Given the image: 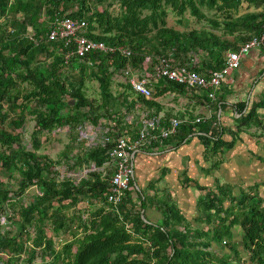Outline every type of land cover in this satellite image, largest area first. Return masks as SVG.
<instances>
[{
  "label": "trees",
  "instance_id": "16d2710c",
  "mask_svg": "<svg viewBox=\"0 0 264 264\" xmlns=\"http://www.w3.org/2000/svg\"><path fill=\"white\" fill-rule=\"evenodd\" d=\"M257 1L120 0L121 11L115 14L106 5L111 0H0V167L10 173L17 171L20 176L14 191L0 180V213L7 212L8 206L16 202L11 201V193L21 196L30 184L38 187L36 200L22 205L19 214L16 210L8 215L10 225L15 227L4 231L0 225V262L19 264L26 254L29 263L40 256L45 264H264V200L256 193L249 191L233 197V205L225 207L222 189L208 190L203 198L206 220L212 219L208 230H190L187 226L180 229L178 226L183 223L180 211L162 201L167 226L156 225L146 222L141 212L134 210L130 190L124 199L127 210L123 212L121 206V216L109 207L105 197L109 182L100 173L92 172L89 178L81 180L72 177L59 180L55 166L62 161H53L37 152L42 145L39 138L42 133L53 132L60 126H67L69 133H73L84 120L96 124L100 118L109 117L114 119L115 135L126 131L119 113L128 103V94L114 95L113 69L126 65L144 69L150 59L173 48V65L182 64L188 52L208 49L209 41L217 42L211 32L199 29L180 32L168 27V9L180 16L189 10L197 19H205L200 6L206 5L226 12L231 19V11L241 2ZM261 1V11L225 20L226 30H244L243 41L263 32L264 0ZM66 14L85 19L90 37L127 47L131 55L97 51L66 59L68 49L64 41L50 40L47 35L52 24L47 21ZM210 21L221 26L213 19ZM92 78L99 82V99L89 98L86 93L85 86ZM155 89L157 96L168 90L186 92L184 85L164 78L155 83ZM139 99L148 107H159L155 100ZM238 107L241 115L234 126L218 124L209 131L210 121L185 123L177 132L181 141L197 133L207 149V157L214 158L213 165L218 166L220 159L215 157L232 147L241 132L263 123L258 109L264 107V99L253 103L248 111H244L245 104ZM29 115L35 121L32 149H26L21 142ZM105 147L97 144L75 157L67 153L64 163L100 165L105 159ZM190 182L206 189L191 178L184 181L185 185ZM85 199L101 205L86 218L80 209L68 214V209L76 208ZM145 207L143 197L141 208ZM75 221L78 225L73 231ZM126 223L134 234L128 231ZM47 225L55 234L72 232L74 238L56 249ZM235 225L242 227L240 241L233 240Z\"/></svg>",
  "mask_w": 264,
  "mask_h": 264
},
{
  "label": "crops",
  "instance_id": "0c3cea01",
  "mask_svg": "<svg viewBox=\"0 0 264 264\" xmlns=\"http://www.w3.org/2000/svg\"><path fill=\"white\" fill-rule=\"evenodd\" d=\"M252 4L245 2V10L240 9V4L238 8L231 11V15L237 18L244 13L254 12ZM175 18L178 23L182 24L181 27L169 22L170 19L174 20ZM175 18H166L168 27L180 32L199 29L216 35L217 42L209 41L211 47L199 49L198 52L190 51L185 57V63L190 58L195 57L198 60V63L194 65L195 69L205 74L221 67L224 64L226 53L238 48L244 40L242 37L245 34L244 30L237 29L231 32L227 31L225 27L223 28L222 25L219 26L223 28L222 31L218 29L216 31L210 28L218 27L208 17L198 19L202 26L195 28L185 23L186 18L183 16L176 14ZM123 92L127 93V89L121 86L119 94L121 95ZM216 97L215 101H211L206 91L200 93L177 92L174 95L164 92L154 98L159 107L153 109L156 113L164 114L166 118L176 115L190 119L199 115L211 116L213 119L205 120L211 123L209 131L211 128L216 129L218 124L226 127L234 126L237 122L236 119L241 115L238 113V106L242 107L245 104L244 111H248L253 103L264 99V50L253 48L245 53L241 58L240 67L229 75L227 81L217 92ZM136 98L137 96L127 106H130L138 117L143 108H134L133 103ZM258 114L263 119L262 125L252 126L241 132L232 147L225 149L222 156L215 157V160L220 159V163L216 167L213 165L214 158L207 157V149L197 133L191 134L188 140L182 141L179 133H177L157 147L149 146L134 152L133 186L135 190L131 191L134 210L140 211L148 223L167 226L166 217L162 211L164 206L161 205L162 201H165L170 205H175L180 211V215L183 217V223L178 226L180 229L187 226L190 230H208L212 227V219L206 220L207 211L203 201L208 190L222 189L225 207L233 205V197H239L242 193L249 191L258 194L264 200V107L258 109ZM121 116L119 113V117ZM115 118L118 117L115 116ZM112 120L114 121V119ZM122 121V126L126 125V131L134 129L135 126L123 116ZM87 122L93 125L91 131L89 130V138L96 135L94 140H98L101 133L96 128L100 122L98 121L96 124L90 120ZM119 128L121 130V123ZM78 132L79 139V129ZM227 138L230 136L227 135ZM82 139H88V137H82ZM89 141L92 142L93 140L86 142V148H90L88 146ZM95 146L94 144L93 147ZM70 156L73 157V153ZM72 160L73 158H71ZM59 161L64 164V158ZM186 178H191L206 189H199L194 182L185 185ZM143 197L146 204L144 209L141 208V198ZM83 201L86 202L88 199ZM100 205L98 202L91 203L88 206L87 214L84 209L82 211L89 217ZM214 220L215 218H213ZM232 231L234 233L233 240L240 241L242 227L235 225ZM214 247L218 249L216 244Z\"/></svg>",
  "mask_w": 264,
  "mask_h": 264
},
{
  "label": "built area",
  "instance_id": "2783aa9c",
  "mask_svg": "<svg viewBox=\"0 0 264 264\" xmlns=\"http://www.w3.org/2000/svg\"><path fill=\"white\" fill-rule=\"evenodd\" d=\"M51 23V28L47 33L48 38L50 40L62 39L64 41L68 49L66 59L73 56L80 58L90 52L97 51L103 53H118L125 57L131 55V50L127 47L118 44H108L103 40H98L87 35L88 23L85 19L75 18L66 14L56 16ZM253 48L264 50V31L243 41L237 49L228 51L224 64L207 74L195 69L194 65L198 63L195 57L190 58L187 63L173 65L174 48L167 51L166 54L158 55L156 59L154 58L150 67L138 69L126 65L123 68L113 69L112 83L122 82L128 85V90L134 94V97L137 96L133 103L134 108H143V110L141 113L139 112L138 117L134 114L133 109L131 111H128V109L125 110L124 108L133 102L132 99L134 98L128 95V103L121 108L120 113L135 127L132 131H126L117 135H115V123L112 119L110 120V118L107 119L105 117L99 119L100 123L96 130L101 133V136L98 140H94L96 135L90 137V140L93 141L89 142L88 146L93 147L94 144H100L103 147L106 146L105 159L100 165H97L95 162H87L84 166H79L80 170L78 172H81L77 175L78 180L86 178L92 172L100 173L109 182L108 190L105 193L106 200L110 204L109 207L121 215V211H123L121 210L122 206L124 207L123 212H126L128 204L124 203V199L127 197L129 190H135L133 186L135 170L133 153L145 147L151 146L154 148L159 146L165 139L176 135L181 125L185 123L195 124L212 118L211 116L205 115L196 116L194 119L177 115L166 118L164 114L160 112L156 113L153 109L154 107L146 106L139 97L154 100L156 97L154 96L156 90L155 83L161 78H164L184 85L186 92L189 93L206 91L208 98L211 101H215L217 92L227 81L229 75L240 67L242 56ZM166 92L174 95L178 91L168 90ZM117 96H120V94ZM92 128L93 125L85 121L81 126L80 137L89 138V130L91 131ZM69 175L74 174L69 173ZM10 199L13 201L14 196L11 195ZM86 217L87 215L84 214V218ZM4 220L8 222L5 227H8L10 224L8 218ZM126 226L128 231L134 234L131 225L126 223ZM55 236H53L54 244L56 249H59L67 240L63 239L61 233ZM37 257L42 261L40 256ZM24 258L25 255L23 254L19 260V264H21ZM0 264H3V262H0Z\"/></svg>",
  "mask_w": 264,
  "mask_h": 264
},
{
  "label": "rangeland",
  "instance_id": "374dc122",
  "mask_svg": "<svg viewBox=\"0 0 264 264\" xmlns=\"http://www.w3.org/2000/svg\"><path fill=\"white\" fill-rule=\"evenodd\" d=\"M93 1H95V0H93ZM240 4H241L240 9L245 10V7H244L245 2H241ZM106 5L108 6V8L110 9V11L112 13L118 14L121 11L120 0H111V2L106 3ZM252 5H253V10L255 13L259 12V10L263 9V2L261 0H258L257 2L253 3ZM200 7H201L202 12H205L206 17L218 21L219 24H221V26L223 25V22L225 20L229 19L226 17L227 16L226 12L218 10L216 7L209 8L206 5L200 6ZM100 8H102V6H100ZM167 11H168V15L166 16V18L167 17L175 18L176 13H174L170 9H168ZM145 12H147V11H145ZM254 12H252V13H254ZM182 16H183V18H186L185 23L192 25L193 26L192 28H195L196 26H202L200 24L201 21L198 20L197 17L193 16L189 10L186 11V13ZM239 16H241V15H239ZM42 17H43V15H42ZM233 18L234 17L232 16L231 19H233ZM54 19L55 18H53V20L47 21V23L50 24L51 22L54 21ZM169 22L171 24L179 26V27L182 26V24L177 22L176 18L174 20L170 19ZM210 28H213L216 31H217V29L219 31H222V29L224 28V25H223V28L222 27H218V28L210 27ZM157 56L158 55L155 56V59ZM40 59L43 60V56H41ZM48 61H49V59H48ZM151 63H152V59H150L148 61L147 67H150ZM64 69H65V73L67 74L68 68L66 69V67H65ZM69 73H71L73 75L77 74V73H75V71H73V72L69 71ZM121 83L122 82H117L115 84L112 83L114 85L112 87V90H113L114 95H116V96L121 91ZM122 84H124V83H122ZM85 88H86V93H87L89 98L99 99V82L97 80H95L93 78L88 80ZM127 94L131 97L134 96V94L132 92H130L129 90H127ZM154 96H157L156 90H155ZM124 109L125 110L128 109V111H131L130 106H126V108H124ZM107 118H109V117H107ZM85 121H88V120H84L80 124H77L75 129L72 131L73 133H69L67 126H60V127L56 128L53 132L42 133L39 136L42 145H41V148L37 152L47 155L50 159H52L53 161H56V162L59 160H62V158H65L67 153H68V156L73 153L74 157L77 155H82L84 153L85 148H86V146H85L86 142L88 140H90V138L82 139L81 137L78 139V137H79L78 129L81 130V126L83 125V123ZM34 125H35L34 118L31 115H29L28 119L25 122L24 129L23 130L21 129L23 132L21 142L26 147V149H32L33 143H35L32 136H31V134L34 130ZM85 129H83V131H85ZM14 147H17V145H14ZM69 163L70 162H67L64 164L63 163H61V164L57 163L56 164L55 169L58 172L57 177L59 180H61L63 177H72V178L75 177L74 179L78 180L77 175L81 172V171L78 172L80 170L79 166L69 165ZM69 173H72L74 175H69ZM89 177H90V174L86 178H89ZM19 179H20V176H19V173L17 171H13L12 173H10V172L3 170L0 167V180H2L6 184V187L9 188L11 191H14L18 187V180ZM37 194H38L37 185L36 184H30L26 188L23 195H21V196H15L14 195L13 201H16V202L14 203L13 206L12 205L8 206V211H7L8 213H6V212L0 213V215H1L0 216V225H1L2 230L6 231L10 227H15V224H12V225L9 224L8 227H5L8 224V222H6V220H4V219L8 218V215H11V213L13 214L16 210H17V214H19L18 212H19V209L21 208V206L25 205V204L28 205L31 201L36 200ZM11 195H12V193H11ZM89 205H90V203L88 201H86V202L83 201V203H79L76 208L68 209L67 212H68V214H73V213L75 214V213H77L76 211L78 209H80V210L84 209L85 213H86V212H88V209H89L88 206ZM79 206H81V207L79 208ZM14 218H15V220H17L16 216ZM2 220H4V221H2ZM17 225H16V227H17ZM76 225H78V221L74 222V227H72L73 231H75ZM47 232H48V235H52V236L56 237L55 236L56 234H55L53 228H51L49 225H47ZM61 234L63 235L64 240L66 239L69 241V240L74 238L72 232H66V233H61ZM30 244H31V241L28 242V245H30ZM46 263H47V261H46ZM21 264H45V263L43 261H40V259H38L37 256L35 257V259L33 260L32 263H29V259L25 254V258L21 262Z\"/></svg>",
  "mask_w": 264,
  "mask_h": 264
}]
</instances>
